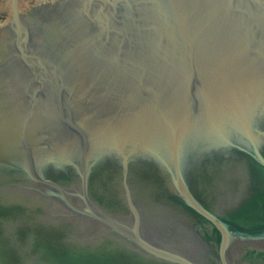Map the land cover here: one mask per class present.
I'll list each match as a JSON object with an SVG mask.
<instances>
[{"label": "water", "instance_id": "obj_1", "mask_svg": "<svg viewBox=\"0 0 264 264\" xmlns=\"http://www.w3.org/2000/svg\"><path fill=\"white\" fill-rule=\"evenodd\" d=\"M0 264H264V0L2 28Z\"/></svg>", "mask_w": 264, "mask_h": 264}, {"label": "flooded vegetation", "instance_id": "obj_2", "mask_svg": "<svg viewBox=\"0 0 264 264\" xmlns=\"http://www.w3.org/2000/svg\"><path fill=\"white\" fill-rule=\"evenodd\" d=\"M59 0H0V30L9 26L15 16H27L33 7L53 4Z\"/></svg>", "mask_w": 264, "mask_h": 264}]
</instances>
